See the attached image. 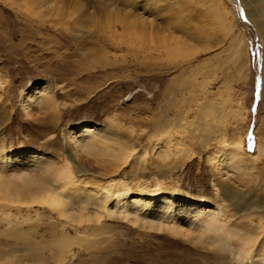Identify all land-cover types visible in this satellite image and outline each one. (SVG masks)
<instances>
[{
	"label": "rangeland",
	"instance_id": "obj_1",
	"mask_svg": "<svg viewBox=\"0 0 264 264\" xmlns=\"http://www.w3.org/2000/svg\"><path fill=\"white\" fill-rule=\"evenodd\" d=\"M56 1L59 4L55 9L43 13L28 1L0 0V158L9 155L7 162L0 165V173L3 169L6 175L16 172V178L30 173L48 177L49 173L44 174L46 169L67 163L72 155V168L76 170L77 164L86 167L88 173L82 178L91 184L104 182L115 174L134 188L142 181L150 186L162 181L163 190L174 185L177 195L218 207L236 234L256 232L260 209L253 202L259 200L264 206V156L256 165L246 156L243 163L221 162L211 166L208 158L220 147L218 137L206 143L204 132L199 131L197 138L192 139L190 131L201 119V103L205 99L209 103L220 101L225 94L230 100L229 108L240 109L245 114L244 119L238 116L226 124L227 137L244 136L245 150L250 153L257 151L259 142L264 144V39L256 21L248 14L250 9H260L264 0L250 7L245 6L244 0H219L218 8L227 12L234 24L226 29L212 24V12L216 10L212 11L211 4L206 6L205 0H184L185 3L180 0L178 10L168 13H165L168 0ZM106 5L126 13L123 16L138 15L153 26L160 23L172 46L176 37L189 38L186 30L206 32L209 37L195 42L196 45L193 42L195 46L188 43L183 50L177 51L174 46L173 52L160 47L163 44L153 33L148 37L135 30L125 31L120 22H113L119 17L111 16L110 22L105 13L99 12L94 15L97 18L77 23L82 11L99 7L103 12ZM170 15L175 20L168 26ZM234 36L241 40L239 47L243 49V57L237 61L230 55L236 44L232 42ZM226 58L232 60L222 66ZM243 62L246 66L238 72V65ZM204 64L209 67L194 73L193 69ZM212 65L219 69L204 79V73ZM191 77L200 83L196 89L188 83ZM226 80L231 83L229 95L224 89ZM31 83L33 89L29 91ZM185 85L187 89L182 90ZM27 91L30 96L26 102H36L25 111L21 102ZM193 91L199 94L198 99H188L190 105L183 102L182 99L191 98ZM164 114L172 118L170 125L182 116L179 126L171 129L173 141L171 137L167 139L175 146L170 157L165 151L156 154L167 142L151 137ZM214 117L203 115L208 121L206 128L215 125ZM81 124L90 129L77 128ZM180 139L183 150L174 154L177 149L173 143ZM93 141L98 152L107 145L131 155L121 162L114 160L116 157L99 155L97 150L87 148ZM19 150L32 151V155L15 156L13 153ZM141 150L146 151L139 156ZM224 186L241 193L235 205L224 196ZM88 195L76 194L82 200L92 199ZM89 205L90 210L97 208L95 204ZM247 207L255 210L254 218L247 216ZM22 208L18 219L29 218L21 224L24 233L12 232L0 221V255H4L0 264H16L19 257L11 254L28 245L29 251L43 248L42 254L36 255L40 257L33 254L35 260L29 256L21 259L35 264H252L253 261L250 256L243 262L237 258L243 238L236 236L214 244V234L209 233L198 240L202 225L199 221L182 219V228L192 232L190 238L143 228L119 218L104 219V233L83 236L79 231L92 230L86 222L78 224L59 217L46 205ZM15 209L11 210L14 221ZM140 211L142 217L158 218L146 210ZM65 234L71 242L59 248L55 238ZM263 235L264 232L258 240Z\"/></svg>",
	"mask_w": 264,
	"mask_h": 264
},
{
	"label": "bare ground",
	"instance_id": "obj_2",
	"mask_svg": "<svg viewBox=\"0 0 264 264\" xmlns=\"http://www.w3.org/2000/svg\"><path fill=\"white\" fill-rule=\"evenodd\" d=\"M16 1H21V0H16ZM24 1L25 2L28 1V3L32 5L35 10H39L40 12H43V13L46 11L49 12L52 9H55L57 4H59L58 1L56 0H24ZM158 1H165V0H158ZM168 1H169V4H168L169 8L167 9L165 13H168L169 11L171 12L174 10H178L177 5L180 0H168ZM205 1L207 2V4L205 3L206 6L207 5L210 6V4L213 6L212 11L213 9L216 10V12L215 11L212 12L213 13V16L211 17L212 24L219 26L221 28L225 26L224 27L225 29L226 27H229L230 25L231 26L234 25L232 24V21L230 20L228 16L229 14L227 12L220 10V8H218V4H220L218 3L220 2L219 0H205ZM260 1L262 0H244V4L246 7H250L252 5H255L256 3H259ZM116 9H117L116 7L108 6L107 9L103 10V12L102 10L99 9V7L98 8L95 7L91 11H84V12L82 11L81 14H78L80 15L79 17H77L76 15V17L78 18L77 23L80 24V23L86 22L87 20H92L93 17L97 16V15L96 16L94 15L99 14V12L102 15L103 13H105L106 18H109L110 22L111 20L113 21V19L110 18L111 16L119 17L117 18V20L114 19L113 22L114 23L117 21L120 22L122 24V28H124L125 31L130 30L129 32L132 31L133 33L134 32L133 30H135V31L140 32L142 36L147 35L148 37L152 35L153 33V35L157 37L156 39L159 40V43L161 42L163 44L160 47H162L163 49L165 48V50H170L173 52L176 51V49L177 51L180 49L183 50V48H185L186 44L188 43L192 44L194 42L195 44V42H201L204 39L207 40V38L209 37V35L206 32H192L191 30H186L187 34L189 35V38L185 39L182 36L176 37L175 38L176 44L174 45L176 47L175 49L174 46L171 45L172 41L170 39V36L168 34H164L163 32L164 30L163 25H160L159 23L153 26L152 23H149V20L146 22H143V20L141 19V16H138V15L135 17L123 16V15H126V13L124 14L123 12H118L120 10H116ZM129 9H131V7ZM122 11L124 10L122 9ZM248 14L252 17L253 20L256 21V24L259 30L263 32L262 38L264 39V4L262 5L260 9H250L248 11ZM171 15L167 18L168 26H170V24L173 22V19L175 20V17H172ZM179 17L180 19L182 18L180 15ZM177 20L179 22V18ZM90 22L91 21H89V23ZM162 35L163 36L165 35L164 36L165 39L160 37ZM232 42H235L236 44H235L234 50L230 52V55L232 56L233 59L237 61L239 60L240 57H243L242 56L243 49L239 47L240 46L239 43L241 42V40L238 39L237 36L236 37L234 36L232 39ZM194 44H192V46ZM149 45H151V43ZM189 48L191 47L189 46ZM188 52L190 53L189 55H192L191 54L192 51H188ZM186 53L187 52H185V54ZM186 56L188 55L186 54ZM231 60L229 58H226L224 59V61L222 60L223 63L221 65L224 66L223 65L224 63H227ZM216 65H212V68H210L211 70L210 71L208 70L209 72L204 73L203 75L204 79H206L207 76L211 72L214 73L216 71L215 69L218 68ZM245 66H246L245 62L239 63L238 72H241L242 68H244ZM207 67H209V65L207 66V64H204L200 68H195V70L193 69V71L194 73L198 72L199 74L201 70ZM223 71H224V68H223ZM226 81L224 82L225 83L224 89H225V93L227 91L229 95L230 94L229 92L231 91V83L228 82V80ZM188 83H191V85L195 86V89H196V86L200 84L194 78H192ZM187 87L188 86L185 85L183 88L182 87L181 88L182 90H185L187 89ZM32 89H33V83L29 85V91ZM29 91L25 93L24 95L25 98L21 102V107L25 111H28L29 107L32 105V103H34V101L36 102V100H33L31 103L26 102L27 97L30 96ZM198 95L199 94H196L195 91H193V95L191 96V98H186V99L181 98V99L183 100V102L187 101V103L189 104L188 99L197 100L199 97ZM219 99L220 101H211V103L208 102L209 100L205 99L203 103H201L203 104L201 106V109L203 107L201 111L202 116H201L199 123H197L196 127L190 131L192 139L197 138V134L199 131L204 132L203 133L205 136L204 140L206 143L210 142V140H212L213 137H218L220 147L213 153V155L209 156L208 158V161L210 162L211 166H216L217 163H221V162H234V161L238 162L239 161L240 163H243L247 160L246 156L250 157L251 162H253V164L256 165L259 159L262 156H264V144H262V142H259L257 145V151L250 153L245 150L244 136L240 135L238 137L229 139L225 132L226 124L230 122L232 119L237 120L238 116H241V118L244 119L245 114H243L240 111V109H238L237 111L234 110L233 108L230 109L229 108L230 100L229 98L225 96V94H223ZM191 103L194 104L193 101ZM166 112L167 110L165 111V113ZM181 113H182V110H181ZM203 115H205V118L209 115L210 117L215 116L214 117L215 125H212V128H206V123L208 121H205V119L202 118ZM180 117L181 118H178V117L175 118L177 121L175 123L172 122L173 124L170 125L172 118L169 117L167 114H164L163 118L156 124L155 126L156 134L153 133L151 137L160 138L159 140L162 143L167 142L162 148L161 146L159 147V149L160 148L161 149L156 154L162 155V152L165 151V155L170 157V154H171L170 152L172 151V149H174L175 146L172 147L171 142L169 141L170 142L169 143L167 139H170L171 137V129L179 126V121L180 119H182V116ZM77 128H80L81 130L86 131L90 129V126L86 124H81ZM172 139L173 138L171 137V140ZM173 144L174 145L176 144L175 149H177V153H174V154H178L182 152L183 144H184L183 139H180L178 141L175 140V143ZM94 145L96 146V144L93 141L89 145H87V148L88 149L90 148V150H97L98 148L95 147ZM144 151L146 150H141L139 153V156L144 155ZM96 152L99 155H109L112 157H116V159L114 160L119 161V162L128 160L129 155H131V153L130 154L128 153L129 154L128 155L125 151L111 148L110 146H107V145H105L104 148L100 149L99 152L98 150ZM13 154L21 158L23 157L30 158L32 155V151H27V150L20 151L19 150V151H15ZM172 154H173V151H172ZM7 157H9V155L4 154V156L0 158V163H1L0 165L3 166V163L7 160ZM69 157H68L69 160L67 161V163H63L61 165H54L52 168L46 169L47 173H44V174L48 175L49 173L48 177L31 175V173L28 174L27 172L26 174L28 175H21L19 176V178H16V176L14 175L16 172L15 173L13 172V174L10 172L11 173L10 175H6V170H5V173L3 169L1 170L2 173H0V221L5 222V226L8 225L7 226L8 230L12 232L18 231L19 233H24L26 231L22 227L21 224L27 223L29 218L22 217V220H20L18 219L19 218L18 214H21L22 211L24 210L22 207L30 208L32 207V205L33 206L34 205H43V206L46 205L47 208L50 207L51 210L56 211L59 217L71 219L73 222H77L78 224H83L84 222L90 224V226L92 227V230L90 229L91 231L86 228L83 230V232H80L79 229L76 228V230L79 231V233H81V235L83 236L84 235L90 236L92 234L98 235V234L104 233V231L106 230H105V227L103 226L102 221L106 218H119V219L130 221L133 224H139L143 228L161 231V232L169 231L175 234L176 236H181V237L189 236L190 238L192 232L189 229H183L182 222L184 220L199 221V223H201L202 225L200 224L201 234L197 235L198 240L199 239L201 240L202 238L207 236L209 233L214 234V237L212 238L214 244L215 243H225L229 239L236 237V236L240 239L243 238V240H241L242 244L240 245L237 251V255H238L237 258L241 260L239 262H243L246 258L250 256L252 257V260H253L252 264H264V237L261 240H258L260 238L261 233L264 232V220H263L264 219V206L260 203L259 200H255L253 202L254 207L260 209V211L257 212L258 219H259V222H258L259 225L255 227L256 232L251 231L247 234L246 233L241 234L239 232L240 234H236L237 232L232 231V226L230 227L228 225V220H227L228 217H226L223 212L219 211L218 207L216 208L206 201H195V200L189 199L188 197L186 198V197L179 196L176 194V187L174 185H169L163 190L162 181H161L162 185L160 184V182H156L154 186L145 184V182L142 181L139 184H137V186L134 188L132 186H129L126 183V181L123 180V177L119 176V174L110 176V178H107L104 182L102 181L101 183L92 182L91 184L88 181H86V179L82 178L83 175L88 173V169H86V167L82 165L77 164L76 170H74L72 168L73 163L71 162L72 160H74V158L72 157V155H69ZM115 165L116 163L113 166ZM164 174L165 173L163 172L162 175ZM255 176L256 175H254V177ZM15 179L16 180L19 179L20 181H16ZM250 179H253V176H251ZM262 180L264 181V177ZM243 181L245 182V180ZM223 191H224V196L227 197V199L231 202V205L232 204L235 205L236 202H238V200L240 199L241 193L232 191L225 186L223 187ZM80 193L82 194L88 193L89 194L88 196L92 199L88 198V199L82 200V198L80 199L81 196L77 198L76 194L78 195ZM84 197L86 198V196ZM77 202L78 203L80 202L81 205H77L76 204ZM75 204L77 205L76 209H74L73 207ZM89 204H95L97 208H95V210H90L89 206L91 205ZM12 208H16L15 210L17 211V215L15 216L16 221L12 219V216H13V212H11ZM139 209L146 210L147 212L153 215L155 214L158 216V218L157 219L152 218V217L148 218L149 216L142 217L140 216L141 211ZM241 209L242 208H240L239 210ZM250 209H251L250 207H247L245 209V211L247 210V216H251L252 218H254L253 214L255 210L253 211ZM236 210H238V208H236ZM182 219L184 220L182 221ZM92 231L94 233H91ZM208 239H210V237ZM69 242H71V239L66 234L63 235L62 237L55 238V243L59 248L65 247V245L68 244ZM29 249L31 250V247L28 245L26 249L19 250L16 253L11 254V256L19 257L18 260L15 261L16 264H26V263L35 264L36 263L34 261L33 262L26 261L24 263V261L23 260L21 261V259L27 256L32 257L34 253H36L35 256L37 254H42L43 248L38 249V250L32 249V251H29ZM17 253H19V255H17ZM3 256H1L0 258H2ZM36 257H40V256H36ZM32 258H33L32 260L36 259L35 257H32ZM4 260H5V257H4Z\"/></svg>",
	"mask_w": 264,
	"mask_h": 264
}]
</instances>
